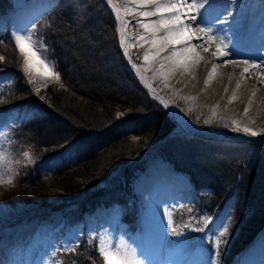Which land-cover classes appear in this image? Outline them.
<instances>
[{
  "label": "rangeland",
  "instance_id": "374dc122",
  "mask_svg": "<svg viewBox=\"0 0 264 264\" xmlns=\"http://www.w3.org/2000/svg\"><path fill=\"white\" fill-rule=\"evenodd\" d=\"M108 1L117 18L115 31L120 50L123 48V41L117 13L127 26L126 31L122 30L123 35L129 38V46L124 50L123 56L152 88L160 92L161 97L166 99L165 102L201 133L218 138L232 137L250 141L214 142L176 132L171 136L176 138L174 141L170 142L171 138L166 141L169 145L165 150L167 156L160 151L163 140L146 148L139 158L148 157L149 161L133 184L128 200L131 205L127 212L129 216L123 215L124 208L119 203L85 209L82 217H77L75 213L70 216L73 211H81L82 205L69 204L73 201L71 198L56 200V191H52L50 205L21 198L15 191L16 184L44 178L47 180L45 187L51 186L54 181L50 177L67 162L84 155L86 149L78 144L68 145L46 158L40 154L38 147L42 142L37 141L36 130L28 125L37 115L44 114L45 108L41 104L45 99L46 89L50 85L60 84L38 27V20L29 23L28 18L42 8H51L56 0H0V210L3 212L0 217V236L13 235L18 238L12 251L10 250L9 258L2 264H76L78 261L82 264L79 250L85 251L87 255L95 248L104 264H108L103 254L117 225L120 236L119 254L124 264H130L134 260L139 237L143 234L138 202L141 199L148 200L151 192L159 186L169 188L174 197L167 238L168 250L176 251L177 255L173 264H240L245 255L261 251L264 244L263 226L242 252L228 256L232 241L239 238L247 220L258 211L263 213L259 207L264 202V110L254 105L246 108L249 110L244 114L245 111H240V105L218 103L206 97L204 92L193 95L180 93L161 72V64L155 62L147 66L145 63V57L157 51L153 50V39L146 40L148 43L145 44L150 32L146 30L143 10L133 0ZM218 2L220 3L219 0H210L216 9L211 10L212 19L203 24H216L224 18L225 14L223 15ZM251 2L252 0H240L239 7L249 10ZM28 23V35L32 36L36 51L52 68L54 75L51 77L31 73L25 67L24 55L16 46L15 37ZM246 29L248 30V26L246 28L245 25L241 28L243 32H247ZM234 40L233 37L229 43ZM13 45L16 55L12 50L10 54H5L3 50L9 46L12 48ZM253 54L262 62L260 70L264 69V46L255 49ZM130 71L134 76L133 71ZM138 84L151 99L161 104L160 99L154 97L143 82L138 81ZM31 88L40 97L41 104L29 100H22L21 103L20 98L14 97L21 91L23 97L28 98ZM116 109L118 116L123 119V130L131 132L133 139L138 137L132 132L143 125L153 124L151 117L139 118L144 113L140 109H134L133 105H120ZM238 111L241 113L237 114ZM168 115L176 123L173 131H177L178 123L172 115ZM245 128L250 132L244 131ZM251 132L257 135L253 136ZM173 155L193 167L198 164L201 168L202 165H208L206 174L211 177L210 181L196 186L186 172L178 170L173 163ZM9 180L12 183L9 184ZM217 183L221 187L225 185L224 191L228 188L230 192L223 207L216 206L217 189L212 191L209 187ZM133 204L136 205V210ZM222 232L225 233L223 236ZM81 245L84 246L80 247Z\"/></svg>",
  "mask_w": 264,
  "mask_h": 264
},
{
  "label": "trees",
  "instance_id": "16d2710c",
  "mask_svg": "<svg viewBox=\"0 0 264 264\" xmlns=\"http://www.w3.org/2000/svg\"><path fill=\"white\" fill-rule=\"evenodd\" d=\"M37 23L60 84L46 89L43 102L32 88L28 98L21 91L14 97L20 98L21 103L22 100L43 103L44 114L28 124L36 130L37 141L42 142L41 146L38 144L41 155L50 158L53 152L74 144L85 146L86 153L67 162L50 177L54 181L51 186L45 187L44 178L34 182L28 179L26 184H16L15 191L27 201H42L45 205H50L52 191H56V200L71 198L69 204L82 205L81 211H73L70 216L75 213L82 217L85 209L112 203H119L126 216L133 184L149 161L148 157L139 158V155L159 144L176 123L134 78L120 50L116 17L103 0H56ZM11 50L16 55L14 45L3 51L10 54ZM127 104L144 113L139 118L153 120V124L132 132L137 134V139L123 130V119L118 116L117 106ZM175 139L171 138L170 142ZM160 146L161 153L167 156L165 150L169 145L162 142ZM168 155L171 156L170 152ZM172 157L178 170L186 172L196 186L210 181L206 174L208 165L193 167L175 155ZM219 186L217 183L209 187L212 191L217 189L216 206L223 207L230 192L228 188L224 191L225 185ZM261 188L262 185L259 191ZM132 206L136 210V205ZM259 208L263 213L258 211L247 220L239 238L232 241L228 256L242 252L264 226V202ZM79 252L82 264H104L96 248L87 255L81 249Z\"/></svg>",
  "mask_w": 264,
  "mask_h": 264
},
{
  "label": "bare ground",
  "instance_id": "6f19581e",
  "mask_svg": "<svg viewBox=\"0 0 264 264\" xmlns=\"http://www.w3.org/2000/svg\"><path fill=\"white\" fill-rule=\"evenodd\" d=\"M133 1L136 5L138 4L143 13L155 11L157 5L161 8V11L155 15L145 16L146 30L150 32V37L145 41L153 39V50L157 51L155 54L147 56L145 59L147 66L153 65L155 62L161 64V72L166 76V79L184 95L204 92L206 97L218 103L231 106L240 105V111H245L246 108L254 105H258L259 109L264 110V69L253 67L254 64L262 66L261 60L253 52L264 46V0H252L249 10H242L239 7L240 0H219L218 6L221 7L223 15L225 14L224 18L220 19L218 23H210V25L203 23L212 19L211 10L216 9L214 6L207 11H205L206 5L205 7H192L190 11L185 7H179L177 12L168 10L167 6L172 2L179 3L180 0H154L147 4L143 0ZM187 2L199 5L201 0H187ZM38 12L31 15L33 18H28L29 23L34 20ZM178 13L181 17L180 22L173 19ZM117 16L123 48L127 50L129 38L127 35H123L122 30L126 31L127 26L118 13ZM160 21H168L167 26L162 25ZM29 23L28 26L26 24L23 26L18 36H29ZM244 25L246 28L248 26L247 32L241 30ZM183 26H187V32H183ZM200 28H206L209 31L205 34L198 31ZM233 37L235 40L229 43ZM147 43L148 41L145 42V44ZM218 48H220L219 52ZM33 50L36 51L34 44ZM225 52L228 54L225 55ZM25 54L32 61L33 67L28 68L31 73L35 76H53L45 74L43 64L48 66L51 73L53 70L37 51L36 56L43 61V64L37 62L27 49ZM25 54H23L24 57ZM230 57L234 59L229 60ZM245 69L248 71L245 72ZM136 72L148 91L154 97L161 98L168 107L178 123L177 132L189 134L197 131L175 108L165 102L166 99L164 100L160 92L150 86L138 70ZM239 99H241L240 102ZM240 113L237 112V114ZM173 200L171 190L159 186L151 192L148 200L141 199L138 202L143 234L139 237L133 261L138 264H173L177 259L176 251L168 250L167 246ZM2 213L0 210V217L3 216ZM118 229L117 225L106 245L105 252L113 255V259L108 261V264H124L119 254ZM17 240L18 238L13 235L0 236V264L9 258ZM260 250L245 255L240 264H264V244Z\"/></svg>",
  "mask_w": 264,
  "mask_h": 264
},
{
  "label": "snow or ice",
  "instance_id": "6c2138e0",
  "mask_svg": "<svg viewBox=\"0 0 264 264\" xmlns=\"http://www.w3.org/2000/svg\"><path fill=\"white\" fill-rule=\"evenodd\" d=\"M143 2L145 4L147 3H152L154 2V0H143ZM206 5V8H205V11H207L208 9H210L213 5L210 3V0H201V3L199 5L195 4V3H191L189 4L187 2V0H180L179 3L177 2H172L170 3L167 7H168V10H172V11H177L178 12V9L179 7H185L187 8L189 11L192 7H205ZM161 11V8L159 5H157V7L155 8V11H149V12H144L143 15L144 16H151V15H155L157 12H160ZM203 15V13H202ZM174 20H176L177 22H180L181 21V17L179 15V13L173 17ZM192 19H195V17H192ZM160 23L164 26H167L168 24V21H160ZM187 26H183V32H187ZM199 32H204L205 34L208 33V29L206 28H200L198 29ZM182 32V34H183ZM15 43H16V46L19 48L20 52L22 54H25V50L27 49L28 52L31 53V56L34 57L37 62L43 64V61H41L39 59V57L36 56V51L33 50V44H34V41L32 39V36L29 35V36H16L15 37ZM207 50V49H205ZM217 51L219 52L220 51V48L217 49ZM230 51V50H229ZM225 55L228 54V52H225L224 53ZM145 59H147V57H145ZM24 63H25V67L26 68H31L33 67L32 65V61L29 59V56L27 54H25V60H24ZM44 68H45V74L47 75H54L53 73H51L48 69V66L46 64H43ZM261 65H253V67H260ZM248 69H245V72H247ZM56 79H59V76L57 75L56 76ZM247 113V109H245V114ZM244 131L246 132H250L249 129L245 128ZM251 135L255 136L257 135V133L255 132H251ZM27 155V154H26ZM8 183H12L11 180L8 181ZM227 231V229H225V232ZM225 233H221V236H223ZM104 260L105 261H111L113 259V255L112 254H109L108 252H104ZM130 264H138V262L136 261H132L130 262Z\"/></svg>",
  "mask_w": 264,
  "mask_h": 264
},
{
  "label": "water",
  "instance_id": "95a60500",
  "mask_svg": "<svg viewBox=\"0 0 264 264\" xmlns=\"http://www.w3.org/2000/svg\"><path fill=\"white\" fill-rule=\"evenodd\" d=\"M107 5L110 7L111 11L114 13V10L112 8V6L110 5V2L108 0H104ZM50 7H45V8H42L38 13L37 15L35 16L34 18V21H37L38 19H40V17L47 11H49ZM114 15L116 16V14L114 13ZM122 52H124V49L122 48ZM125 53V52H124ZM125 58V57H124ZM129 68L133 71L134 73V76L135 78L138 80V81H141L142 82V79L137 75V72H136V69L134 68V66L127 61V59L125 58ZM147 89V88H146ZM148 90V89H147ZM160 99V102L161 104L164 106V108L166 109V111L171 115L168 107L165 105V103ZM176 120V119H175ZM177 122V121H176ZM177 131H173L171 132L166 138L163 139V141H167L168 139L171 138L172 134L176 133ZM190 136H193V137H198V138H201V139H204V140H207V141H214V142H233V143H236V142H239V143H244V142H248L250 140H247V139H243V140H240V139H236V138H232V137H212V136H209V135H206L204 133H201L199 131H194V132H191L189 133Z\"/></svg>",
  "mask_w": 264,
  "mask_h": 264
}]
</instances>
